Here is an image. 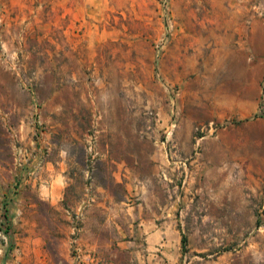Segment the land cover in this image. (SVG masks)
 <instances>
[{"label": "rangeland", "instance_id": "374dc122", "mask_svg": "<svg viewBox=\"0 0 264 264\" xmlns=\"http://www.w3.org/2000/svg\"><path fill=\"white\" fill-rule=\"evenodd\" d=\"M128 135L218 264H264V0H0V264H49L38 188Z\"/></svg>", "mask_w": 264, "mask_h": 264}, {"label": "crops", "instance_id": "0c3cea01", "mask_svg": "<svg viewBox=\"0 0 264 264\" xmlns=\"http://www.w3.org/2000/svg\"><path fill=\"white\" fill-rule=\"evenodd\" d=\"M121 140L99 144L104 163L83 165L91 173L86 181L38 188L34 208H48L57 232L65 233L49 264H218L216 214L194 216L196 223L185 226L170 212L161 184L137 166L136 138ZM60 217L67 220L63 230Z\"/></svg>", "mask_w": 264, "mask_h": 264}, {"label": "trees", "instance_id": "16d2710c", "mask_svg": "<svg viewBox=\"0 0 264 264\" xmlns=\"http://www.w3.org/2000/svg\"><path fill=\"white\" fill-rule=\"evenodd\" d=\"M183 242L184 244L187 242V238L185 236L183 237Z\"/></svg>", "mask_w": 264, "mask_h": 264}]
</instances>
